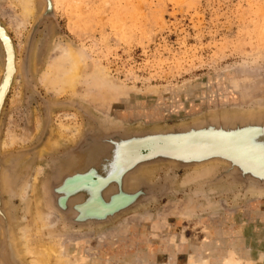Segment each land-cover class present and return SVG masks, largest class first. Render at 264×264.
<instances>
[{"label":"rangeland","instance_id":"1","mask_svg":"<svg viewBox=\"0 0 264 264\" xmlns=\"http://www.w3.org/2000/svg\"><path fill=\"white\" fill-rule=\"evenodd\" d=\"M35 10L22 20L0 0L18 51L0 110V264H30L24 234L54 240L65 252L55 264H220L229 253L264 264L262 173L166 147L131 162L143 140L202 130L249 127L264 143V0H35ZM67 47L84 60L61 90L52 80ZM3 59L0 44V75Z\"/></svg>","mask_w":264,"mask_h":264},{"label":"bare ground","instance_id":"2","mask_svg":"<svg viewBox=\"0 0 264 264\" xmlns=\"http://www.w3.org/2000/svg\"><path fill=\"white\" fill-rule=\"evenodd\" d=\"M17 3L20 13L22 15V20H28L34 17L35 15V0H13ZM22 22L18 21L17 24ZM3 27V26H2ZM5 34L1 38L4 45L5 51V61L1 73V84H0V106L2 100L7 91V86L10 83V80L17 69L16 55L17 50L12 46L11 38L7 33L6 29L2 28ZM17 49L21 48L17 44ZM3 51V52H4ZM19 54V53H18ZM84 58L80 52L77 50L67 47L64 50V63L55 65L56 77L52 80L56 87H59L61 90L65 88L74 87L77 78L79 76L82 62ZM18 81V79H17ZM14 83V82H13ZM225 132V131H224ZM230 133V134H229ZM236 130L228 132H219V131H208L202 130L198 133H192V136H186L185 138H160V139H151L146 140V142H152L147 145L149 148V153H154L153 145L155 142H164L165 144L161 147H166L167 150H172L173 154L186 155L190 152H202L210 149H219L222 152L227 153L230 158L237 159L240 163L245 164L246 167L253 169L256 172H260L264 175V162L260 161V156L263 154L264 149H258L247 144V140L240 138L235 139L237 136ZM198 135L193 137L194 135ZM190 135V134H189ZM193 137V138H192ZM10 144L13 143V140L10 139ZM212 142V143H210ZM210 143V144H209ZM5 142L2 143V146H5ZM9 144V143H8ZM152 147V148H151ZM169 147V148H168ZM251 147V148H250ZM140 147L135 150L134 154L131 156L132 160H138L137 158L140 152ZM153 149V152H152ZM5 176V175H4ZM4 178V177H3ZM3 178L1 175L0 185L3 186ZM5 187V186H4ZM1 191V190H0ZM1 193V192H0ZM24 240L27 242L26 246H22L21 250L24 255L30 256V264H55L56 260H59L61 256L65 254L64 250L54 242V240L46 241L53 242L46 243L45 241H37L33 243L32 237L30 234H24ZM36 242V241H35ZM25 248V249H24ZM223 256V255H222ZM185 264H196L193 260L185 262ZM198 264H205V262H199ZM210 264V263H206ZM220 264H241L239 259L234 253H229L225 257L221 258ZM251 264V263H249Z\"/></svg>","mask_w":264,"mask_h":264},{"label":"water","instance_id":"3","mask_svg":"<svg viewBox=\"0 0 264 264\" xmlns=\"http://www.w3.org/2000/svg\"><path fill=\"white\" fill-rule=\"evenodd\" d=\"M3 25L0 23V34L3 36L5 33V31L2 29L3 27H2ZM1 35H0V44H1V46H2V52H3V50L5 49L4 48V45H3V41H2V38H1ZM3 58H4V53H3ZM3 65H4V59H3ZM3 68V67H2ZM15 71H16V69H15ZM1 73H2V71H1ZM15 73V72H14ZM1 75H0V82H1ZM12 81V80H11ZM11 83V82H10ZM1 84V83H0ZM10 85V84H9ZM9 88V87H8ZM7 91H8V89H7ZM7 93V92H6ZM5 96H6V94L4 95V98H5ZM3 102H4V99H3ZM3 104V103H2ZM2 104H1V107H0V110H1V108H2ZM237 130H236V132H238L237 133V136H238V138L236 137L235 139H240V138H243V139H246L247 140V143L250 145V143H252L251 145H253V144H256L255 146H264V143H262V142H255V143H253L252 141H250V138L253 136V134L256 132L254 129H252V128H249V127H238V128H236ZM210 130V129H209ZM219 132H223V133H225V132H230L231 130L229 129V130H223V129H220V130H218ZM225 131V132H224ZM230 134V133H229ZM195 136H198V135H194L193 137H195ZM192 137V138H193ZM145 139V138H144ZM152 142H146V140H143V142H140V145H139V147H140V152L139 153H136V155L137 154H139V155H137V156H139L137 159L138 160H140V159H144V158H146V157H148V156H150L151 154H153V153H149L150 151H149V147L147 146V145H149V144H151ZM210 143H212V142H210ZM209 143V144H210ZM165 143L164 142H155V145H153V149H154V153L156 152V151H158V149H160L161 148V146H163ZM152 148V147H151ZM169 148V147H168ZM251 148V147H250ZM153 149H152V152H153ZM169 152H167L168 154H170V155H172V150L170 151V149L168 150ZM210 154H215V155H219V156H224V157H226V158H228L229 160L231 159L229 156H232V155H228L227 153L225 154V152H222V151H220L219 149H215V148H213V149H210V150H207V151H202V153H195V154H190L191 156H187V157H182V158H184V159H190V158H196V156H204V155H210ZM260 161L261 162H264V152H263V154L260 156ZM131 162H133V160H131ZM241 166H243L244 168H245V164H241L240 163V167ZM242 167V168H243ZM243 168V169H244ZM248 169H251V168H249L248 167ZM101 181H102V179L101 180H99V179H93V181H92V188L93 189H96V188H98V187H100V183H101ZM0 218H1V220H2V223H3V225L5 226L7 223H8V215H7V213L5 214L4 213V211L2 210V207L0 206ZM7 231L4 229L3 230V237H4V239L6 238L7 239ZM10 246V245H9ZM14 249L12 248V250H9V255H11V256H13V254H14Z\"/></svg>","mask_w":264,"mask_h":264}]
</instances>
